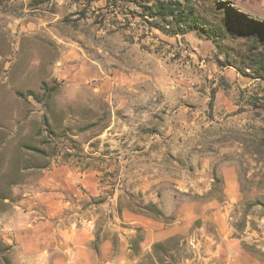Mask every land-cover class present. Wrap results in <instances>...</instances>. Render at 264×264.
Wrapping results in <instances>:
<instances>
[{
  "label": "rangeland",
  "instance_id": "374dc122",
  "mask_svg": "<svg viewBox=\"0 0 264 264\" xmlns=\"http://www.w3.org/2000/svg\"><path fill=\"white\" fill-rule=\"evenodd\" d=\"M83 251L264 264V0H0V264Z\"/></svg>",
  "mask_w": 264,
  "mask_h": 264
},
{
  "label": "crops",
  "instance_id": "0c3cea01",
  "mask_svg": "<svg viewBox=\"0 0 264 264\" xmlns=\"http://www.w3.org/2000/svg\"><path fill=\"white\" fill-rule=\"evenodd\" d=\"M41 198L42 199H40V201L42 203L47 202L46 196H42ZM70 262H66L64 260L62 261L60 259H56L54 264H95L94 256L91 253L85 252V251H83L82 254L78 255L76 260L72 261L71 263Z\"/></svg>",
  "mask_w": 264,
  "mask_h": 264
}]
</instances>
